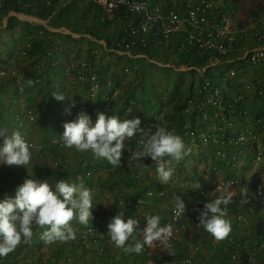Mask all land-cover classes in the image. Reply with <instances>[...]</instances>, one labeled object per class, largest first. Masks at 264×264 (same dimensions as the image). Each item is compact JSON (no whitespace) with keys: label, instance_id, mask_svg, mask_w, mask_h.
Instances as JSON below:
<instances>
[{"label":"built area","instance_id":"built-area-1","mask_svg":"<svg viewBox=\"0 0 264 264\" xmlns=\"http://www.w3.org/2000/svg\"><path fill=\"white\" fill-rule=\"evenodd\" d=\"M57 1L39 0L41 6L53 10L52 13ZM89 1L102 12L103 22L121 21L120 33L111 44H104L103 51L92 48L90 58L72 60L66 64L64 72L68 77V85L71 88H82L88 95V99L85 100L72 99L75 106L71 107L70 101L68 106L76 113L81 109L86 110L94 119V123L99 112H104L106 116L115 115L121 119L138 116L143 132L138 131L134 137L127 140L129 153L136 149L141 139H147L145 133L155 132V126L159 122L180 135L191 149L190 154L179 164L173 162L176 171L169 184L158 183V186H148L144 197L139 198L137 203H143L145 200L147 203L155 198L163 199L176 188L195 191L194 195L199 197V202L205 203L216 198L219 195L218 187L222 188L229 180L232 182L235 195L237 189H242L246 185L245 174L257 171L264 163V31L262 28L257 24H240L235 13L224 5L227 4L226 0ZM33 7V0H0V11H7L6 13L11 15L25 14ZM36 41L47 45L51 67L57 66L60 59H55L54 55L61 51L62 39L44 28L33 32L16 55L28 57ZM159 49L167 56L166 58H172L174 61L162 62L149 57L146 52ZM116 53L125 54L133 59L132 63L127 62L120 67L123 74L132 78L137 76L144 62H150L168 68L173 67L176 70L178 69L175 64L182 65L184 68L181 70L191 72L192 81L186 88H176L171 95L166 93L160 97L158 95L155 96L156 98L152 97L145 112L144 108H140L137 98L133 97L125 82H118L114 77L108 76L109 71L111 73L116 71L114 67L117 61L110 68L107 66V63L115 60ZM193 53L202 60L201 64L186 63L185 57ZM101 59L103 61H99ZM225 65L227 67H223L219 72L213 71V68ZM36 72H44V67L38 65ZM0 74L11 76L17 83V103L24 108H11V129L19 131L27 142L28 134L38 121L35 109L26 102L28 83L8 58L2 60ZM39 79V76H34L35 82ZM129 108H132V112L126 115ZM142 110L143 113L139 115L138 111ZM57 117L47 116L45 123L53 125L56 120L58 121ZM55 143L63 152L70 150L61 147L60 137L56 138ZM30 145L35 147L33 144ZM190 157L195 159V164H202L201 173L207 180L206 184L200 183L199 189L193 188L196 183H193L188 175ZM70 163V157L66 156L64 165ZM156 167L152 162L144 169L150 177H154L153 175L157 174ZM85 170L88 174L93 173V169ZM103 170L110 171L108 168ZM137 176L138 174H130L132 184L136 183ZM22 183L16 184L13 188L0 190V200L6 196L14 197L17 187ZM172 186L175 188H169ZM253 186L257 187L255 184ZM253 186L247 189L259 193V190ZM177 195L175 193L176 197ZM175 201L168 211L166 221L161 223V226L171 225L170 242L174 249L182 230L187 229L196 214L194 211L196 204L183 200L186 205L185 213L177 215ZM125 202L126 198L120 199L118 206L122 207ZM97 205H93L92 209L93 216L98 221L96 225L89 223L82 231L83 234L75 231L76 239L82 243V246L87 242L94 244L99 239V233L106 232L105 226L100 224L102 222L97 213L99 206ZM146 214L150 213L144 211L138 215L139 229L136 230V236L141 241L142 229L147 223ZM237 219L242 223L246 221L244 215H238ZM39 230V233L43 231V229ZM209 236L211 239L205 236L201 241L190 243L191 256L184 257L183 264H188L197 258L200 246L204 245V242L211 241L210 243L215 244L220 242ZM239 239L236 233L229 234L228 239L226 238L231 247L230 260L236 261L237 264L240 261L241 248L250 244L249 241L242 243ZM25 244L28 251L33 250L34 238L32 237ZM161 251H164V248L155 244L152 247L145 246L143 254L150 255L151 252L161 254ZM19 252L23 255L18 254L17 260L0 258V264H34L36 260L34 255L26 256L25 247H21ZM34 252L37 251L33 250L31 253ZM109 258L110 256L106 257V262ZM173 263L167 260L163 262V264ZM109 264L116 262L110 260Z\"/></svg>","mask_w":264,"mask_h":264},{"label":"clouds","instance_id":"clouds-1","mask_svg":"<svg viewBox=\"0 0 264 264\" xmlns=\"http://www.w3.org/2000/svg\"><path fill=\"white\" fill-rule=\"evenodd\" d=\"M27 83L31 86L33 81L29 79ZM51 94L57 101L62 102L67 99L70 101L71 107L75 106L72 98L67 97L63 92L54 91ZM65 112L71 114L70 107L66 108ZM131 112L132 108H129L126 115ZM140 125L141 120L138 116L131 119H121L115 115L106 116L104 112L97 114V119L93 124L91 116L86 110L81 109L74 120L63 123L64 131L59 136L61 147L73 151L70 154H74V151L90 153L96 159L106 160L116 169L121 166L123 150L127 145L125 142L129 144L127 140L134 137L137 131L143 132ZM155 127V132L152 134L145 133L147 139H141L136 149L131 151L129 166H134L142 171L147 165L143 162L144 159L151 158V161L157 166L156 173L159 183L167 185L176 171L173 162L179 164L190 154L191 149L185 144L180 135L169 130L160 122ZM0 136L4 137L3 144L0 146V165L27 167L32 159V146L26 142L21 133L14 131L11 135H8L7 129H0ZM69 151L63 152L60 150L59 153L60 155L66 153L71 160L72 156ZM65 158L66 156L63 154V160H60L61 165H64ZM70 164L64 166H67V168L73 166ZM39 165V167H43L42 164ZM36 168L38 169V166ZM103 168L106 167L101 169ZM90 169H93L94 172L97 168L93 166ZM133 171L132 173H134ZM144 171L146 170L144 169ZM39 172L40 170H38V175ZM84 172L87 173V170ZM135 172L138 174V171ZM35 177L15 182L14 186L23 182L17 187L15 196H6L3 200H0V258H6L21 243H28L34 235V227L43 229L40 233V239L46 244L57 241L69 242L76 239V232L72 227L73 221L88 226L89 222L94 219L92 192L85 186L82 178H77L78 183L64 179L57 180L55 190H53L47 179L41 180L40 177L39 179H35ZM200 187V183L197 182L193 188L199 189ZM217 190L219 195L216 198L207 200L203 208H197L194 211L197 213V227L209 233L215 240L221 241L231 234V223L226 219V215L227 206L233 202L232 182L229 180L222 188L218 187ZM185 191L187 194L185 193L186 196L183 200L189 202V199L193 198L190 203L196 204V207L201 206L198 196L194 197V194L190 196L188 193L190 190ZM248 192L263 197L264 185H261L259 193L242 188L240 192L241 204L250 202ZM183 200L181 196L176 198L175 212L177 215H184L185 213L186 205ZM145 217L147 223L142 229V241L137 239L136 236V230L139 229L138 221L133 218L125 221L122 215H116L108 223L107 234L110 240L126 254L135 253L139 255L143 253L145 246L152 247L159 244L168 255H175L174 247L170 242L171 225L161 226V218L158 215L146 214ZM234 219L238 225L245 224L238 221L237 216ZM245 230L252 233L249 226ZM202 236L207 235L203 234ZM202 236L195 241L202 239ZM250 244H253V241ZM204 245H206L205 242Z\"/></svg>","mask_w":264,"mask_h":264},{"label":"rangeland","instance_id":"rangeland-1","mask_svg":"<svg viewBox=\"0 0 264 264\" xmlns=\"http://www.w3.org/2000/svg\"><path fill=\"white\" fill-rule=\"evenodd\" d=\"M89 0H58L56 3L55 11L57 10L59 13H56L54 16V19L51 18V20L54 22L57 26H63L65 23L66 25L70 26L79 36L80 40H86L87 46L90 43V36L93 39L100 38L101 36L106 37L107 34H105V30L103 31V27H101L98 23L100 20L102 21V12L99 9L93 8V6L90 5ZM224 4L226 5V8H229L232 10L237 19L239 20L240 24H257L258 26L262 25V28L264 27V21L258 22V19L264 18V0H226ZM93 9V12L91 11ZM61 10V11H60ZM53 17V15H52ZM103 22V21H102ZM95 26L100 27L102 30L101 32L97 31L95 33H92V30H94ZM108 26V25H107ZM105 27V26H104ZM87 35L86 37L83 36ZM89 36V37H88ZM85 38V39H84ZM12 44V43H11ZM15 45V46H14ZM18 45H21L20 43L16 44L14 43V51L11 53L13 56L16 55L15 50L19 48ZM18 46V47H17ZM17 47V48H16ZM2 48H0L1 51ZM149 57H153L156 60H160L162 62H169L172 63L174 59L172 58H166L167 56L163 55V51L161 49L159 50H149L146 51ZM175 63V62H174ZM177 63V62H176ZM120 64V62H118ZM193 64V63H192ZM196 64V63H194ZM176 68L179 70H176L175 68H168L166 66H161L158 63H150V62H144V65L142 69L138 71V74L136 77L131 76L127 77L126 80L128 83H126V86L130 88L131 94L133 97L137 98L138 104H140V108H143V105H150V101L152 97H155L162 94H168L171 95V93L176 89L186 88L188 87L189 83L192 81V74L190 71H183L181 70L184 68V66H178L179 64H175ZM223 67L225 66H218L213 68L214 72H219ZM125 81V80H124ZM130 82V83H129ZM183 83V84H182ZM184 86H182V85ZM82 92V91H81ZM86 99H88V95L86 94ZM77 98V97H76ZM156 98V97H155ZM85 100V99H82ZM27 102L28 99H27ZM32 108L35 105H30ZM138 108V109H140ZM141 113V112H140ZM46 116L52 117V113H46L44 114ZM40 118L36 123V126L34 129L30 132L29 140L32 141L35 148H37V144H41V135L45 133L46 130H52L54 127H57L55 124H58V121L53 125H47L45 123V117ZM54 117V116H53ZM52 117V118H53ZM12 118V117H11ZM1 123V122H0ZM51 128V129H50ZM7 129V134L11 135L12 132L15 130L10 128ZM56 131V129H54ZM138 132V131H137ZM56 135V134H54ZM58 137V135H56ZM3 136H0V146L3 144ZM45 140V139H44ZM50 148V145L48 146ZM50 151L53 154V150L50 148ZM56 152V151H54ZM70 154V153H69ZM81 156L91 157V161H93L94 158L92 154L88 153H82ZM42 156V155H40ZM45 156V155H44ZM51 160L47 159L46 157H39L35 155V153L32 156L31 163L27 166L28 169L24 170L27 177L32 178L35 177L34 170L31 169V165L35 164L38 166V170H40L41 173L40 179H47L50 186L53 190H55V182L57 180H69V182L78 183V177L82 178L84 180L85 186L89 188L92 192L93 196V205L98 204V214L100 215V221L103 226L106 228V232H103V234L99 233V239L94 244H91L89 242L85 243L84 246H82V243L78 239H74L73 241L69 242H59L57 241L55 244H46L43 240L40 239V231L38 228L34 227V245H32L33 250L37 251L34 253L33 250L28 251L27 245L25 243H21L17 249L9 254L7 257L9 260L18 259L17 255L22 254L20 253V248L26 249L28 256L29 254H33L34 258V264H109V261L112 260L116 262V264H163L165 260H162L161 255L158 252H151L150 255H144L142 254H126L124 251L114 245V243L110 240L107 231H108V223L112 220L113 217L116 215H122V218L127 221L129 218H133L138 221V215L142 212H148L151 215H158L162 216L161 212H157L155 208L154 210L151 209V204L153 201L155 203L160 204V208L163 209V211H167L166 215H168V211L176 200L175 193H177V196H181L182 200L185 198V193L187 192L185 190H178L172 189V193L164 196L163 199H153L151 201H148L147 203L145 200L143 203L139 202L136 203V200L138 202V197L143 196L142 191L146 186H158V180H157V174H154V177H150V174H148L144 169L140 171V169L134 168L133 172L137 174L138 176L136 178V183L132 184L130 181V177L123 176L124 174H119L117 169L115 167H111L110 171H104L103 169L99 168L96 163L95 168L98 169L97 175L94 176L93 174H88L80 172L77 173L76 170H74V173L71 175L65 174L66 168H62V165L60 164V161L55 160L53 155L50 154ZM188 162L190 163V169L188 175L191 177V181L193 183H201L200 176L203 174L201 173V170L203 168L202 164H195V159L193 157H190L188 159ZM42 164L43 167H39ZM13 167H16L13 169ZM22 166H11L12 169L5 170L3 168L0 170V176L1 174L7 175V174H15L14 172L21 170L23 172V168L20 169ZM50 167L49 169H47ZM77 167V166H76ZM225 167V166H223ZM149 169V168H148ZM196 170V171H195ZM198 170V171H197ZM195 172V174H194ZM258 174L264 173V163L261 165V167L255 171ZM254 172H251V174ZM28 174V175H27ZM30 174V175H29ZM60 174V175H59ZM184 176L186 175L183 174ZM180 175V176H183ZM123 176V177H122ZM204 176V175H203ZM55 177V178H53ZM177 177V175H175ZM209 178V176L207 175ZM261 177L255 176L254 180L256 181V186H253L256 188V190H260L261 185H264V183H259V180ZM16 181H21V178L19 175L16 176ZM264 182V180H263ZM172 184V183H171ZM203 184V183H202ZM174 185V184H173ZM175 188V186L169 187V188ZM121 188L124 189L123 193L121 192ZM241 191H237L235 194V197H233V202L228 205L227 212L235 218L238 215H244L246 217V221L244 225H239L236 230L242 231L243 227H248L253 223L255 220H260L264 222L263 215H260V211L256 210V208H260V205L256 207L247 206V204H241ZM253 197V195H249ZM264 197V195H262ZM259 197V195H258ZM255 196V200L260 203V197L258 198ZM122 198H126L125 204H123L122 207L118 206V201ZM264 199V198H263ZM157 200V201H156ZM189 202H192V199H189ZM238 201V202H237ZM262 201V200H261ZM263 203V201H262ZM201 206L196 207L197 208H203L204 203H199ZM107 205V206H105ZM153 205V204H152ZM150 207V208H149ZM253 209V210H252ZM152 210V211H151ZM197 217V213L195 215ZM259 218V219H257ZM261 221V223H262ZM97 219H93L92 222L89 223L96 225ZM162 223V222H161ZM198 220H193L188 225L187 229L182 230L183 232L180 235V242L185 243V241L191 240L193 236H197L198 234H206L207 232L204 231L202 228L197 227ZM72 227L74 230L78 233L83 234V230L86 229V226L79 224L76 221L72 222ZM231 225V229H232ZM203 238V236H202ZM198 241H201L199 239ZM131 242V241H130ZM25 256V258H26ZM110 256L109 260L106 262V257ZM33 258V259H34ZM195 258V257H194ZM47 260V261H46ZM197 262V261H196Z\"/></svg>","mask_w":264,"mask_h":264},{"label":"crops","instance_id":"crops-1","mask_svg":"<svg viewBox=\"0 0 264 264\" xmlns=\"http://www.w3.org/2000/svg\"><path fill=\"white\" fill-rule=\"evenodd\" d=\"M33 1L35 4H38V2H39L38 0H33ZM93 8H95V7L93 6ZM91 11L93 12V9H91ZM56 13H59V12L57 10L56 11L54 10V12L52 14L48 15L47 17H38L36 15V13H34V11H30V12H27L25 14H17V15H11V14L5 13L2 16H0V48H2L0 51V64H1L2 60L6 59V58L10 59L12 65L16 66V68L19 69V71L24 75V80L26 82L29 79H31L33 81V84L31 86L27 85L26 99H28V101H29V102H27L28 105H31V104L35 105L36 108H34V106H33V108L37 111V115H39L40 118H43V116H46V115H44L46 113H52L53 114V112L55 114H57L56 116H58V115L63 116V117H59V118L57 117L58 118V124H56L57 127L53 128V131L52 130H46L45 133H43L41 135V140H40L41 144L40 145L37 144V149H33L31 147L32 156L35 153L36 156L38 154L39 157L43 156V157H46L47 159L51 160L52 159L50 157V154H51V155H53L55 160L60 161L63 158V154L65 156H68V155L66 153H63L62 155H60V153H59L60 150L56 147L57 145L55 144V140L64 131L63 123L74 120L77 116V113L73 112L75 110L70 108L71 114H67L65 112V109L69 108V106H68L69 100L66 99L65 101H62V102L57 101L52 96L51 93L54 91H59V92H63L67 97L72 98V99H77V100L86 99L85 92L82 88H71L68 85V77L65 75L64 68L69 61L90 58V56H91L90 51L92 48L103 51L105 43L111 44L112 41L115 40L119 36L121 21L119 20L115 23H105V22H102L101 20H100V22L98 21L99 25L101 27L105 28V29H103V31L105 30V34H107V35H106V37L101 36L100 38H97V39H93L91 36L90 37L88 36L90 38V43L87 46L86 40H83V39L80 40V37H82V36L77 38L79 36V34H77V32H75L69 25L67 26L66 25L67 23H65L63 26L55 25L56 24L55 21L53 22L52 20L54 19V17H55L54 15ZM52 15H53V17H52ZM13 17H16L17 20H15V18H13ZM51 18H53V19L51 20ZM12 21H15L14 27L12 26L14 24V22L12 24ZM16 21H17V25H16ZM263 21H264V18L258 19V22L263 23ZM25 23H27L28 26ZM38 26H40V27L43 26L44 29L49 30V31L57 34L62 39V42L60 45L61 51L59 50V52H57L54 55L55 59L56 58L60 59L59 64L55 67H51V64H50L51 59L48 57L47 45H44V44H43L42 50L40 48L39 49L35 48L30 53V55L28 57H22V56L16 57V56H13L11 54L12 50H14V46H15V45L13 46V44L14 43L16 44V42L20 43L21 45H18L20 48L24 44V42L28 39V33L29 32L32 33L34 31V29L37 28ZM43 27H41V28H43ZM260 27L262 28V25ZM98 28H100V27H98ZM98 28H96L94 30L101 32L102 30L101 29L98 30ZM262 30L264 31V27L262 28ZM83 36L86 37L87 35L83 34ZM19 48L17 50H15V52H17L19 50ZM115 57H116L115 60L111 63H107V66H108V68H110L111 66H113V64L117 63V65H115V67H114L116 69V71H114L113 73H111V71H109L108 76L112 77V78L114 77L115 80L118 82L128 83V81H130V80H126V79H127V77L131 78V76L123 74L122 71H120L121 70L120 67H121V65H123L127 62L132 63L133 59L131 57L125 55V54H119V53H116ZM99 61H103V60L101 59ZM115 61H117V62L115 63ZM118 62H120V64H118ZM38 65H42L44 67V72H42V73L36 72ZM103 70H102V72H103ZM34 76H39L40 79L38 82L34 81ZM17 94H18L17 93V83H16L15 79L12 78L11 76H8V75L6 76V75L0 74V122H1L0 126L2 129H6V128L11 127V120H12L11 113H10L11 108L12 109L13 108L14 109H23L24 108L21 105L19 106V104L17 103V96H16ZM146 107H147V105H143L145 112L147 111ZM59 112H62L64 114H60ZM142 113H143V110L138 111L139 115H141ZM92 121H94L93 118H92ZM54 129H56V131H54ZM54 134L58 135V137H56V135H54ZM29 136L30 135H28L27 143H29V145H30L33 143L31 140H29ZM49 145H50V148L53 150V154L50 151V148L48 147ZM54 151H56V152H54ZM68 151L69 150H66L65 152H68ZM71 152H73V151H69V153H71ZM79 154H80V152H77V151H75V155L70 154L72 156V158H71L72 163L70 165H73V168L69 167L66 169L65 174H67V176L71 175L72 173H74V170H76L74 165L78 164L77 159L79 157ZM40 155H42V156H40ZM31 166H32L31 167L32 170L34 169L33 167H37V165H35V164H32ZM5 167H6L5 170L12 169L11 167L6 166V165H0V170H2ZM15 168L16 167H13V169H15ZM21 168H23V171L28 169L25 166L20 167V169ZM15 176H16V173L14 175L13 174H7V175H4V177L1 174V176H0V189L4 188L8 184L14 182L15 180H13V179ZM255 176L261 177V179L259 180V183L257 182L258 185H260V183H264L263 182L264 173L258 174L256 172H254V173L250 174L248 172L247 174H245V178L247 179V182L243 188L251 187L254 184L256 185V181L254 180ZM53 178H55V177H53ZM250 190L252 191V189H250ZM237 191H241V189H237L236 193H237ZM248 194L253 195L249 192H248ZM255 195H253V198L255 197ZM233 197H235V195ZM259 197H260V201L261 200L263 201V203H261V207H260V215H263L262 217L264 218V199H263L264 197H261V196H259ZM158 200H161V199L158 198ZM152 204L150 205L152 210H154L153 207H158L157 209L155 208V210L157 212L162 211L161 212L162 214H160V215H162L160 217L161 222L162 223L165 222V220L167 219V215H166L167 211H163V209L160 208L159 203H155L153 201ZM227 208H228V206H227ZM226 219H228L230 221L231 225L233 226L231 231H234L238 228L239 225L236 223L233 216H231V214H229L228 212L226 215ZM257 219H259V218H257ZM261 221H262V219H261ZM261 221L255 220L253 223H251V225L249 227L254 228L255 226L256 227L258 226L259 228H262L264 230V222L262 221V223H261ZM246 228H248V227H243L242 231H244ZM237 232L240 233L241 231L237 230ZM180 244H181V242L178 239L177 248H179ZM204 253L206 256H208L207 253H211V252H209V251L207 252V250H206V252H204ZM208 264H211L209 259H208Z\"/></svg>","mask_w":264,"mask_h":264},{"label":"trees","instance_id":"trees-1","mask_svg":"<svg viewBox=\"0 0 264 264\" xmlns=\"http://www.w3.org/2000/svg\"><path fill=\"white\" fill-rule=\"evenodd\" d=\"M33 4H34V7L30 11H34V13H36V15L38 17H47L48 15L52 14L53 10H51V9L47 10L46 8L42 7L40 2H38V4H35L34 1H33ZM90 5L94 6V5H92V3H90ZM6 12L7 11H4V12L0 11V16L5 14ZM13 18H15V20H17L16 17H13ZM13 22H14V24H13ZM12 24H13L12 26L14 27L15 21H12ZM25 24L28 26L27 23H25ZM16 25H17V21H16ZM41 27H43V26H41ZM41 27L38 26L35 29L38 30ZM96 28H98V27L95 26L94 29H96ZM35 29H34L33 32L36 31ZM99 29L100 28H98V30ZM33 32L32 33L31 32L28 33V38L33 34ZM95 32H97V31L96 30H92V33H95ZM35 48H37V49L40 48L42 50L43 49L42 42H37V41L34 42V46H33V49L31 50V52ZM13 51L14 50H12V52ZM185 61H186V63H189V64H192V63L193 64L194 63L201 64L202 60L197 58V56L193 53V54H190V55L186 56L185 57ZM73 112H76V111H73ZM56 115L57 114H55L53 112L54 118L57 117ZM125 143L128 144L127 142H125ZM56 147L58 148V146H56ZM130 153L128 152V149H127V146H126V148L123 150V158H122L123 160H122L121 166L116 168L118 173L119 174H124L123 176H125V177H127V176L129 177L130 176L129 174L132 173L133 169L135 168L134 166L133 167L129 166ZM80 154H82V153H80ZM80 154H79V157L77 159L78 164L75 165L77 173L83 172V171H85V169H90L93 166L96 167V165L99 168H102V167L110 168V167H112L104 159H94L93 161H91L90 157L81 156ZM74 155H75V151H74ZM143 162L145 164H147V165H151V163H152L151 158H145ZM83 163H85V165H82ZM95 163H96V165H94ZM33 168H34L33 170H34L35 176H36L35 179H39L40 176L38 175V169L36 167H33ZM49 168L50 167H48L47 169H49ZM62 168H64V169L66 168L67 169V166L62 165ZM70 168H73V166H70ZM97 172H98V170L95 169V171L93 172L94 173L93 175L96 176ZM15 173H16V176L17 175L20 176L21 181L24 180L25 178H29V177L26 176L25 171L21 172L20 170H18ZM84 173H86V172H84ZM16 176L14 177V179L16 178ZM200 179H201V183H203V184L207 183V180L204 178L203 175L200 176ZM16 182H19V181H16ZM14 183H15V181L10 183V184H8L4 188H1L0 190L12 188L14 186ZM147 188L148 187H145L143 189V191L141 192L143 196H140L138 198H143L144 197V192H145V190ZM121 192L123 193L122 188H121ZM188 193L191 196L192 194H194V191L190 190V191H188ZM196 196L197 195L195 194L194 197H196ZM248 198H249L250 202L247 204V206L256 207V206L260 205V207H261L262 201H260V203H259L258 201H256L251 196H248ZM136 203H137V200H136ZM256 210L260 211V208L257 207ZM196 219H197L196 216H194L192 221L196 220ZM251 231H252V233L248 232L247 230L241 231L240 233H238L236 230L230 232L231 234L232 233L233 234L236 233L237 236H239V238H240L239 241H241L242 243H244L245 241H249V242L253 241V244H248V246L241 248V256H240V261L238 262V264H264V230L262 228H259L258 226L257 227L255 226L254 228H251ZM206 235H207V237H209L211 239V237L209 236L210 235L209 233H206ZM228 236H227V239H228ZM199 237H201V234H198L197 236L196 235L193 236L191 238V240L185 241V243L181 242V244L179 245V248H177V245H176V248L174 249L175 255H173V256L168 255L165 250L161 251L160 255L162 257V260L173 261L174 262L173 264H183L182 263V259L184 257L191 256V249L189 247L190 243L194 242ZM210 242L211 241L206 242V245L202 244L200 246L201 249L197 253V258L194 261H192V262H190L188 264H208V259L210 260L211 264H237L236 261H231L230 260L231 259V257H230L231 247L229 246V242L226 240V238L224 240H221L218 244L210 243ZM206 250H207V252L208 251L211 252V253H207L210 258L205 255L204 252H206ZM252 256H253L254 260L252 259Z\"/></svg>","mask_w":264,"mask_h":264}]
</instances>
